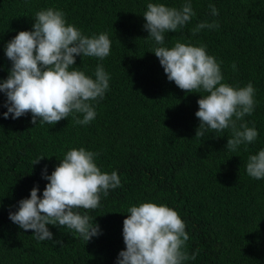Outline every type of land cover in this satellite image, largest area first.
Segmentation results:
<instances>
[{"label": "trees", "instance_id": "1", "mask_svg": "<svg viewBox=\"0 0 264 264\" xmlns=\"http://www.w3.org/2000/svg\"><path fill=\"white\" fill-rule=\"evenodd\" d=\"M186 2L195 15L183 28L166 32L162 46L203 45L220 64L223 83L235 88L251 83L255 89L252 114L236 123L255 127L258 136L235 151L226 148L230 128L195 138L197 100L207 93H186L168 81L154 55L160 45L143 27L148 3L180 9ZM47 8L62 11L66 24L82 35L108 34L107 57L77 56L73 67L95 79L102 65L109 88L102 99L90 101L96 116L87 125L74 123V115L83 118L78 113L54 125L39 119L32 124L31 113L4 119L7 98L0 93V264H116L125 250L128 208L145 202L177 211L185 223L184 251L195 259L183 264H264V179L246 172L248 157L264 149V0H0V82L12 67L6 44L31 31L36 13ZM205 22L219 27L193 34ZM79 148L98 154L94 162L102 173L116 171L120 177V187L106 197L101 193L98 208L76 209L101 234L86 242L66 226L46 225L52 240L38 241L32 230L10 221L9 213L33 187L42 198L48 183L43 170L51 175L67 151Z\"/></svg>", "mask_w": 264, "mask_h": 264}, {"label": "clouds", "instance_id": "2", "mask_svg": "<svg viewBox=\"0 0 264 264\" xmlns=\"http://www.w3.org/2000/svg\"><path fill=\"white\" fill-rule=\"evenodd\" d=\"M211 14L218 10L209 5ZM195 15L190 2L180 9L164 4L148 3L143 15L144 30L156 45L158 58L168 81L186 93L200 92L207 95L197 100L195 116L200 121L195 138H202L206 130L217 132L232 130L226 148L235 151L241 144H251L258 132L237 121L251 115L254 109L255 89L251 83L235 88L223 83L220 64L206 52L205 46H192L177 41L173 47L164 45L166 32L174 33L183 28ZM218 22L199 23L193 34L204 28H218ZM111 41L107 33L87 37L74 25L66 24L62 11L54 8L40 10L35 15L31 31H21L5 47L11 61L7 79L0 82V93L6 96L4 107L13 120L27 113L31 123L54 125L70 114L74 123L87 125L95 119L96 112L90 101L102 99L109 88V75L102 65L95 70V79L73 67L75 57H96L103 60L110 54ZM235 68V65L232 66ZM71 69V70H70ZM235 117V119H233ZM97 153L84 148L67 151L51 175L42 178L48 183L38 196L33 187L29 198L18 202V210L9 213V219L25 231L32 230L38 241L52 240L46 225L66 226L77 232L86 242L101 234L99 226L87 215L76 209L94 210L100 205L101 193L106 197L110 189L121 186L116 171L102 173L97 167ZM44 158H37L33 165ZM246 172L257 180L264 179V149L250 155ZM186 225L177 211L151 202L128 208L123 220L125 250L118 253L116 264H183L195 259L184 251L189 236ZM61 244V241H55Z\"/></svg>", "mask_w": 264, "mask_h": 264}]
</instances>
